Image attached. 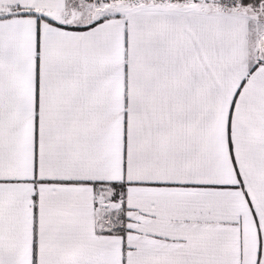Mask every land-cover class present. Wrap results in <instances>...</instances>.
Segmentation results:
<instances>
[{
	"label": "snow or ice",
	"instance_id": "snow-or-ice-1",
	"mask_svg": "<svg viewBox=\"0 0 264 264\" xmlns=\"http://www.w3.org/2000/svg\"><path fill=\"white\" fill-rule=\"evenodd\" d=\"M0 264H264V0H0Z\"/></svg>",
	"mask_w": 264,
	"mask_h": 264
}]
</instances>
